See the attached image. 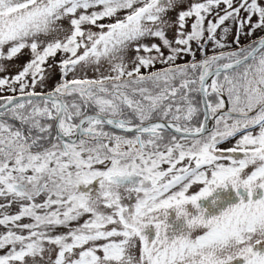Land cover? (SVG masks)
<instances>
[{"label":"snow or ice","instance_id":"snow-or-ice-1","mask_svg":"<svg viewBox=\"0 0 264 264\" xmlns=\"http://www.w3.org/2000/svg\"><path fill=\"white\" fill-rule=\"evenodd\" d=\"M257 189L264 0H0V264H264Z\"/></svg>","mask_w":264,"mask_h":264},{"label":"flooded vegetation","instance_id":"flooded-vegetation-1","mask_svg":"<svg viewBox=\"0 0 264 264\" xmlns=\"http://www.w3.org/2000/svg\"><path fill=\"white\" fill-rule=\"evenodd\" d=\"M233 141H228L224 147L231 146ZM195 190V189H194ZM243 196L245 200L247 201L249 199L248 193L244 189L239 190V194H237V190L233 189L231 186L227 189H218L211 197H208L206 199H203L200 201L201 207L207 209V216L212 215H218L220 212L225 210L227 207L239 203L240 197ZM264 198V189H257L256 193L251 197V199H261ZM189 210L196 213V210L189 205ZM168 223L171 225L172 229L178 230L183 226V220H177V215L175 210H169V217H168ZM151 234L153 236V239L156 235L155 226L152 225L150 228ZM171 235V233H170ZM256 250L260 251L262 254H264V242L256 246ZM232 264H245V261L240 258L237 260H234Z\"/></svg>","mask_w":264,"mask_h":264},{"label":"rangeland","instance_id":"rangeland-1","mask_svg":"<svg viewBox=\"0 0 264 264\" xmlns=\"http://www.w3.org/2000/svg\"><path fill=\"white\" fill-rule=\"evenodd\" d=\"M170 14L173 15V16L175 15V13H170ZM189 23H191V21H189ZM194 47H195V45H194ZM197 55H198V58H199V53ZM25 59H27L26 56L21 57L20 60L14 61V63H17V64L22 63ZM157 67H159V65H157ZM11 71L15 72L16 69L12 68ZM58 78H59L58 72H54L52 78L49 80V86L51 87ZM150 228H151V226L146 230V234L150 237V239H153V236L151 234Z\"/></svg>","mask_w":264,"mask_h":264},{"label":"clouds","instance_id":"clouds-1","mask_svg":"<svg viewBox=\"0 0 264 264\" xmlns=\"http://www.w3.org/2000/svg\"><path fill=\"white\" fill-rule=\"evenodd\" d=\"M217 191L215 186L209 185L208 186V191L205 193V197H211L215 192ZM260 238H264V234L260 235ZM237 249L235 247H232L230 249H225L222 253L221 252H217V256L219 257L220 255H227L229 253V251L231 252H235Z\"/></svg>","mask_w":264,"mask_h":264}]
</instances>
